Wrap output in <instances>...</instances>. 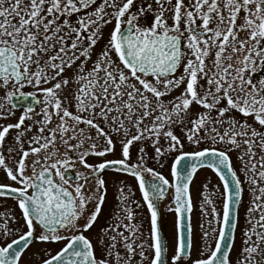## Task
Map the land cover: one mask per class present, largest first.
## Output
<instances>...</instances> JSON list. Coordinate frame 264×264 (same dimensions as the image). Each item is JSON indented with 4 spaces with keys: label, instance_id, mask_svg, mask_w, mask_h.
I'll use <instances>...</instances> for the list:
<instances>
[{
    "label": "snow or ice",
    "instance_id": "obj_1",
    "mask_svg": "<svg viewBox=\"0 0 264 264\" xmlns=\"http://www.w3.org/2000/svg\"><path fill=\"white\" fill-rule=\"evenodd\" d=\"M0 264H264V0H0Z\"/></svg>",
    "mask_w": 264,
    "mask_h": 264
},
{
    "label": "rangeland",
    "instance_id": "obj_2",
    "mask_svg": "<svg viewBox=\"0 0 264 264\" xmlns=\"http://www.w3.org/2000/svg\"><path fill=\"white\" fill-rule=\"evenodd\" d=\"M204 175H205L204 173L199 174L200 179H202ZM207 175L211 176V178L214 180V182H218L213 174L207 173ZM196 186L197 187L199 186V179L196 182ZM193 191H194V195H195V188H194ZM137 195H139V193H137ZM198 219H199L198 213H195L194 216H193V227H194V229L198 228ZM172 220H173V217H169V223H168V225H167V227L165 229V233H166V235L169 236V239H171ZM194 252H195V250H194Z\"/></svg>",
    "mask_w": 264,
    "mask_h": 264
},
{
    "label": "flooded vegetation",
    "instance_id": "obj_3",
    "mask_svg": "<svg viewBox=\"0 0 264 264\" xmlns=\"http://www.w3.org/2000/svg\"><path fill=\"white\" fill-rule=\"evenodd\" d=\"M110 193H111V189H110Z\"/></svg>",
    "mask_w": 264,
    "mask_h": 264
}]
</instances>
